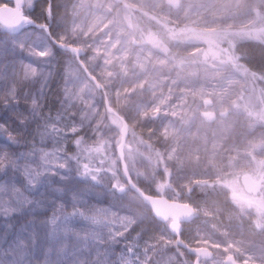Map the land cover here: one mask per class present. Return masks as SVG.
Here are the masks:
<instances>
[{
  "label": "rangeland",
  "instance_id": "374dc122",
  "mask_svg": "<svg viewBox=\"0 0 264 264\" xmlns=\"http://www.w3.org/2000/svg\"><path fill=\"white\" fill-rule=\"evenodd\" d=\"M128 4L180 27L142 25ZM26 11L49 19L57 41L85 53L58 46L38 27L15 34L0 23V108L18 104L28 118L12 151L27 153L33 144L53 150L45 133L51 125L48 132L89 177L78 182L90 192L85 199L131 220L120 242L104 231L99 247L111 253L109 264L123 262V254L130 264H195L185 245L212 249L210 264H225L232 252L237 264H264V0H29ZM121 118L129 127L123 155L134 185L195 208L179 235L123 173ZM243 173L261 182L257 194L245 190ZM58 181L51 177L29 197L42 201L39 207L0 216V264H12L9 245L22 231L35 230L43 244L41 222L51 217L52 202L70 198L53 192L63 186ZM66 242L69 250L77 245L75 237ZM30 258L46 261L39 250ZM80 258H95L94 242Z\"/></svg>",
  "mask_w": 264,
  "mask_h": 264
},
{
  "label": "snow or ice",
  "instance_id": "6c2138e0",
  "mask_svg": "<svg viewBox=\"0 0 264 264\" xmlns=\"http://www.w3.org/2000/svg\"><path fill=\"white\" fill-rule=\"evenodd\" d=\"M35 102L36 97L33 96V103ZM27 120L28 118L18 111V104H5L0 108V173L5 177L0 181V216L11 217L13 213L22 212L25 205L39 207L42 201L29 197L34 192L39 193V188L48 183L51 177H59L58 182L63 185L54 188L53 192L61 199L66 196L70 198L59 205L55 201L52 202L51 217L41 222L45 229L43 244L37 243L41 237L35 230L27 234L22 231L16 234V238L9 245L13 256L8 259L12 264H39L30 258L39 250L46 257L45 264H109L108 256L111 253L107 249L101 251L99 245L103 242L104 229L110 230L116 219L114 216L109 219L111 205L98 206L85 199L90 192L80 188L78 182L87 181L89 177L86 174L81 175L79 159L68 154L64 145L56 140L52 132H48L51 127L49 123L45 124V133L54 140L51 152L44 148L37 149L35 144L27 153L17 154L12 151L13 146H18L21 142L19 138L27 128ZM44 135L41 134V142ZM21 161L24 162L23 166ZM32 164L36 167H31ZM73 165L76 166L75 175ZM21 167L23 180L19 178ZM66 204L71 205V212L66 210ZM76 222H86L92 227L78 230ZM81 232L84 233L83 236L80 235ZM70 237L77 239V245L71 250L72 259H68L70 252L66 242ZM89 242L95 243V258L81 259L83 248H87ZM44 245L47 246L46 249ZM52 255L56 258L51 259Z\"/></svg>",
  "mask_w": 264,
  "mask_h": 264
},
{
  "label": "water",
  "instance_id": "95a60500",
  "mask_svg": "<svg viewBox=\"0 0 264 264\" xmlns=\"http://www.w3.org/2000/svg\"><path fill=\"white\" fill-rule=\"evenodd\" d=\"M15 2L16 3L14 6L4 5L0 7V23L3 24L6 30L15 34L20 33L27 27L28 22H30L31 24H35L38 27L44 26V24L34 22L32 19L24 15L22 10L23 0H15ZM46 28L47 30H49V26H46ZM55 43L58 46L71 51L77 56L85 53V50L79 46L60 42L56 39ZM107 107L110 112L116 113V111L112 109L108 102ZM121 119L123 123L122 138L121 142L118 145V154L122 163L123 173L127 178L128 183L131 185V188L138 192V194L152 207L154 215L161 220L171 219L170 228L173 232L179 235L182 222L191 221L195 216V208L187 202L169 199L166 196L146 193L138 186L134 185L123 155V146L128 136L129 127L127 121L124 118ZM241 182L245 190L249 193L257 194L261 187V182L254 178L250 173H243L241 175ZM124 189L125 186H121L118 188L120 192L124 191ZM178 242L185 245V243L180 240V237ZM185 246L189 251L198 254L195 264H201L200 259L204 257H210L212 253L208 247H190L188 245ZM229 258L234 259L233 255H230ZM229 264H234V262H231Z\"/></svg>",
  "mask_w": 264,
  "mask_h": 264
},
{
  "label": "flooded vegetation",
  "instance_id": "af4514ba",
  "mask_svg": "<svg viewBox=\"0 0 264 264\" xmlns=\"http://www.w3.org/2000/svg\"><path fill=\"white\" fill-rule=\"evenodd\" d=\"M15 0H0V7L1 6H4V5H7V6H14L15 5ZM29 3V0H23V6H22V10H23V13L24 15H26L28 18L32 19L34 22H37V23H40V24H44L43 27H38L36 26L35 24H31L30 22H28L27 24V27L29 26H35V27H38L40 29H43L44 31H46L47 35L55 42V37L51 31V26L50 24L48 23L49 22V19L47 17L48 20H44L43 22H40L37 18H35L30 12H27L26 11V6L27 4ZM51 18V17H49ZM46 26H49V30H47ZM176 240H177V243H178V236L176 237ZM181 248H184L182 245H180ZM211 256L210 257H204V258H201L200 262L201 264H210V261L215 258L213 257L214 256V251L211 249ZM189 253L194 257V262H196V259L198 257V254L196 253H193L191 251H189ZM231 262H234V264H237L238 262V259L236 257H234V259H230L229 257L226 258L225 260V264H229Z\"/></svg>",
  "mask_w": 264,
  "mask_h": 264
},
{
  "label": "trees",
  "instance_id": "16d2710c",
  "mask_svg": "<svg viewBox=\"0 0 264 264\" xmlns=\"http://www.w3.org/2000/svg\"><path fill=\"white\" fill-rule=\"evenodd\" d=\"M128 6L130 7L131 11H133L139 17V21L141 22L142 25H144V24H145V26L150 25L151 27H155L157 30H165L166 26L170 27L172 30H176L175 28L180 27V25H176V23H173L171 21H166V19L160 17L156 13H153V12L148 11V10H143L142 8H138L136 6H130L129 4H128ZM182 30L183 29H181L179 31L182 32ZM94 144H89V145L98 146V145H94ZM79 145H81V144H79ZM79 145L76 144V146H78V147H79ZM125 145H126V143L124 144V148H125ZM94 148H96V147L91 148V150L92 151L96 150ZM116 159H117V157H116Z\"/></svg>",
  "mask_w": 264,
  "mask_h": 264
},
{
  "label": "bare ground",
  "instance_id": "6f19581e",
  "mask_svg": "<svg viewBox=\"0 0 264 264\" xmlns=\"http://www.w3.org/2000/svg\"><path fill=\"white\" fill-rule=\"evenodd\" d=\"M52 150H49V152H51ZM71 212V211H70ZM115 217L116 219H115V222L113 223V225L111 226V228H110V230L109 229H104V231L105 230H107V231H109L110 233H111V235H112V238L114 239V240H116L115 238H117V240L120 242V239L121 238H119L121 235H120V232H121V230H123L122 228H128V224H130L131 223V220L128 218V217H126V216H124V215H122V216H119V217H117L116 216V214H115V212L113 211V210H111V212L109 213V219L111 220L112 219V217ZM117 232H119V233H117ZM90 243V242H89ZM234 250V249H233ZM236 251V250H235ZM69 252H70V254L69 255H71V250H69ZM231 254H233L234 256L233 257H236L235 255V252H232ZM121 261H123V262H120L119 261V264H130L131 262H129L128 261V259H130V257L129 256H127V254H123V255H121V256H119L118 257ZM237 258V257H236ZM245 259H250V257H247V256H245L244 257ZM213 259H215V258H213ZM168 262H170V261H168ZM142 264H146V263H144V262H141ZM212 263H215V264H217L216 263V261L214 260V261H212Z\"/></svg>",
  "mask_w": 264,
  "mask_h": 264
}]
</instances>
